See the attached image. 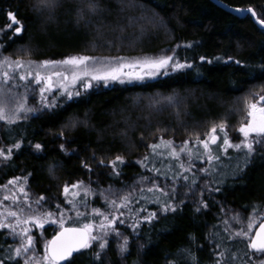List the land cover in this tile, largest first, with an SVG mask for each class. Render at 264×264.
<instances>
[{
    "label": "trees",
    "instance_id": "trees-1",
    "mask_svg": "<svg viewBox=\"0 0 264 264\" xmlns=\"http://www.w3.org/2000/svg\"><path fill=\"white\" fill-rule=\"evenodd\" d=\"M221 1L230 7L251 6L258 14L264 12V0ZM36 2L0 0V29L10 23L9 11L18 14L26 29L21 34H14V29L0 32V44L5 45L0 48V56L42 61L76 54L98 57L167 54L174 57L173 62L179 60L192 67L172 69L142 83L96 85L80 91V96L57 101L56 107L15 124L1 122L0 143L11 144L23 139L24 144L12 161L0 163V185L13 177L27 176V182L20 183L30 193V200L25 201L12 186L21 199L7 208L23 207L25 214L40 215L48 211L55 214L59 204L60 210L65 212V226L80 227L89 221L98 224L101 218L93 216L91 209L112 211L99 195L101 189L111 185L115 192L112 198L132 193V203L120 210L124 215L116 212L119 220L124 221L123 224L117 221L116 226L129 237V251L121 257L117 248L119 238L110 234L104 264H166L179 258L180 250L188 247L200 264H211L214 245L219 240L232 251L244 250L248 239L227 240V236L233 229L243 228L245 224L247 227L251 221L252 237L264 222V156L255 155L243 171L237 172V164L241 167L244 164L242 156H235L229 149V154L216 162L211 175L198 173L200 179L191 191L187 182L176 181L177 194L173 202L183 200L184 204L174 214L160 213L168 197L159 191L148 192L150 181L140 182L139 178L142 175L156 177L157 183L170 191L173 184L170 177L174 171H180L179 163L165 157L163 150H159L163 155L151 153L148 145L158 142L159 137L174 141L179 149L183 141L191 143L197 134L203 139L213 122L218 124L226 119L229 129L239 125L240 117L245 114V97H253V93L264 95V30L249 16L238 18L211 0H100L104 11L90 17V23L76 22V6L81 0H60L53 13L38 12L34 8ZM187 44L192 46L186 47ZM201 56L206 59L201 61ZM228 56L242 63L228 61ZM216 57L223 59L216 60ZM75 121L80 123L72 127ZM61 130L63 137L54 135ZM29 141L32 145L44 144V151L37 153ZM61 143H66L67 153L60 150ZM93 151L96 160L92 159ZM116 155L126 159V164L120 166L119 177L109 175L110 167L98 165L100 157L107 162ZM145 155H151V163L167 172L169 179L157 177L155 172L138 164ZM84 161L91 164L93 172L89 173L82 166ZM193 163L196 165L193 171H198L203 163L208 167L205 161L193 160ZM78 180L91 184L95 193L87 196L86 206H80V211L85 213L81 217L76 216L75 210L65 211L71 209V205L63 194L65 183L71 185ZM217 187L220 191H214ZM201 192L209 207L196 212ZM41 195L47 197V201L38 206L34 201ZM157 197L160 203L156 202ZM28 203H31L30 209ZM152 211H156L159 218L151 223L144 221L142 217ZM237 213L240 219L233 220ZM138 219L139 227L134 232L131 225ZM8 220L11 222L13 218ZM58 230L56 225L45 224L41 233L33 232L37 255L43 254L44 245ZM9 231L0 230V259H5V264H16L15 259L6 258L8 245L19 243ZM216 233L218 235H213ZM93 249L82 250L76 264H99L91 258ZM181 264H191V261L182 259Z\"/></svg>",
    "mask_w": 264,
    "mask_h": 264
},
{
    "label": "snow or ice",
    "instance_id": "snow-or-ice-1",
    "mask_svg": "<svg viewBox=\"0 0 264 264\" xmlns=\"http://www.w3.org/2000/svg\"><path fill=\"white\" fill-rule=\"evenodd\" d=\"M60 5V0H37L34 5L35 10L40 13L48 12L53 13L54 10ZM239 12L247 11L256 18L257 22L264 26V12L259 13L254 7H249L247 9H236ZM104 11L100 0H81V3L76 6L77 23L85 21L90 23V17L96 16ZM7 16L10 23L5 26V29H0V32L14 29V34H21L26 31L21 20L18 18V14L9 11ZM52 18L51 16L49 17ZM191 44H187L186 47H191ZM179 47V45H177ZM0 48H5L4 44H0ZM117 64L115 66H107L101 62L97 57L89 55H70L61 60L45 59L42 61H28L27 67L22 60H13L8 56H5L3 60H0V121L6 124H15L17 121L26 118V113H32L37 111L34 107L27 106L28 100V84H34L38 86L39 103L43 109H52L56 107L54 100H49L46 93L51 92L54 86L53 77L58 78V82L63 88L62 95H65L68 100L73 99V96H80V92H73L70 90L68 83L75 85L77 82H81L85 90L93 87L92 81L97 83L103 81L105 86L110 81H119L124 83L123 76L129 78L131 82L132 78L142 80L144 76L154 77L160 73L161 69H166L170 65L173 70H179L183 68L192 67L189 63H181L176 60L173 63L174 57L172 55H160L157 57H144L137 58L131 62H125V58L117 57ZM201 61H204L206 57L201 56ZM216 60H222L223 57H216ZM228 61H234L235 64L240 65L242 62L240 60H234V57L228 56ZM211 63L212 61H208ZM59 66H64L65 71L53 70ZM136 69L139 68L141 72L133 73L129 71L125 73L123 69ZM264 68V65H262ZM8 69H13V71H8ZM16 70H20L18 73ZM166 74V73H165ZM31 78V79H29ZM13 80L17 81H27L28 84L24 85L25 94L19 96L18 92H14L13 89L17 88L19 85L11 84ZM43 84V87H39ZM33 92L36 91L35 88L32 89ZM254 96L258 98L255 100H246V121L242 122L238 131L242 134L243 139L239 142H235L231 139L229 132L227 130L228 123L227 120H222L220 123L213 122L209 131L206 132L205 138L197 134L195 136V144L202 146L203 151L198 148L195 153L192 147H190V140H185L177 149L174 145V141L165 140L163 136L159 137V143L149 144L148 147L151 149V153L155 155H163V153L158 152L159 149H168V155L172 157L179 163L180 171H174L170 179L173 184L170 186V191H166L164 187H161L157 183L156 177H149L142 175L139 178L140 182H149L151 186L147 188L148 192L159 191L164 196L168 197V200L163 203L160 208V213H176L179 208L184 204L183 200L178 202H173L177 194L176 181L183 180L187 182V188L189 191L192 190L193 186L197 185V181L200 179L198 173H204L211 175V172L216 168V162L221 160L222 155L227 156L229 154V149H234L237 152L243 154V167L237 164V172L243 171L251 162L255 155L264 156V95L258 93H253ZM171 100V98H169ZM80 121H75L72 127H76ZM222 133V136L218 134ZM54 135L63 137L64 131L61 130L59 133H54ZM31 147L37 153L43 152L45 145L42 143L28 142ZM24 144L23 139L15 140L11 144L0 143V163L12 161L16 152L22 149ZM215 146V147H213ZM59 148L62 152L67 153L69 149L66 143H61ZM185 153L187 156V161L181 158V154ZM195 156L198 160H203L207 163L208 167H201L198 171H193L196 165L192 162V158ZM92 159L96 160V153L93 151ZM142 167L148 169L151 172H155L158 176H164L165 179H169L167 172H162L161 168L157 167L154 163H151V155H145L142 159L137 161ZM126 164V159L123 155H116L114 159H110L107 162L103 157L98 159V165L100 167H110L111 172L109 175L113 177H119L121 175L120 166ZM151 164V166H150ZM82 166L89 172H93L91 164L87 161L82 162ZM49 171H52L50 168ZM172 172V168H169ZM187 173H191L188 175ZM31 175V173H29ZM28 177L16 176L8 180L6 184L0 185V188L8 190L9 195H5L3 200H11L13 204H17L21 196L15 194L9 185H12L17 189V191L22 194L25 201L30 200V193L25 188L24 184L20 181L27 182ZM71 190V191H70ZM143 191V189H140ZM214 191H220L217 187ZM81 192L84 193L81 196ZM106 193H112V195H107ZM63 194L65 196L66 202L71 205V209H66L65 211L75 210L76 216H84L85 213L80 211V206H86L87 196L89 194L95 195L92 190L91 184H85L83 180H78L75 183L69 185L65 183L63 187ZM99 195L104 199L105 203L109 205L112 211L105 212L100 208L93 207L91 209V214L93 216L100 217V221L97 224L95 221H89L84 223L80 227H66L65 226V212L61 211V205L57 204V213L48 211L40 215L34 213L25 214V208L19 207L16 210L11 208L0 211V230L8 229L9 235L13 238H19V243L15 246L8 245L7 259L16 260V264H76V258L78 255H82V250L93 249L90 253L92 260L99 262V264H104L103 257L106 254V250L109 248L108 236L114 234L118 237L117 242L118 254L123 257L129 251V237L124 235L120 229L116 226L117 221L123 224V220H119V216L116 212L119 211L120 215H124L121 209L127 208L130 203H132V193L125 192L117 198H112L115 195L112 186L109 185L108 189H101ZM201 199L199 205L196 207V212H200L201 209H206L209 207L207 201L203 199V193L201 192ZM79 197V201H77ZM47 201V197L41 195L38 196L34 203L38 206H42L43 202ZM160 203L159 197L156 200ZM3 204V201H0ZM27 207L31 208V203H28ZM257 209L254 206L253 211ZM131 211V209H129ZM139 211H145L144 209H139ZM13 218V221H9L8 218ZM70 218V217H69ZM158 213L152 211L146 216L142 217L144 221L151 223L152 221L158 219ZM233 220H239V213L232 217ZM225 224L228 221H224ZM45 224L56 225L59 227V232H57L53 238L44 245V252L41 256H37L35 249V237L31 234V229L28 227L32 225L33 227L38 226L41 230L44 229ZM133 231L139 227V219L137 222L131 225ZM253 227L251 221L248 222L246 231L244 228L233 229L232 233L227 236V240H232L234 237H240L248 239V243L244 250L232 251L228 244L223 240H219L215 243L213 249L214 259L211 264H264V223L260 224L259 230L256 231L255 235L250 237V230ZM97 228L99 232H97ZM19 229V231H18ZM224 231L227 233L228 228L226 227ZM95 233V234H94ZM218 235V233L213 234ZM192 240L195 241L196 237L193 236ZM191 261V264H200L198 257L193 254L190 247L180 250L179 258L176 260H169L166 264H181V260ZM0 264H5V259H0Z\"/></svg>",
    "mask_w": 264,
    "mask_h": 264
},
{
    "label": "rangeland",
    "instance_id": "rangeland-1",
    "mask_svg": "<svg viewBox=\"0 0 264 264\" xmlns=\"http://www.w3.org/2000/svg\"><path fill=\"white\" fill-rule=\"evenodd\" d=\"M76 55H85V54H76ZM89 55V54H88ZM70 56V55H69ZM89 56H93V55H89ZM5 56H0V60H3V58H4ZM8 57H10L11 59H13V60H22L24 63H25V66L27 67V62L28 61H30V60H25V59H22V58H20V59H17V58H14V57H11L10 55L8 56ZM67 57V56H66ZM93 57H97V58H99L100 60H101V62L102 63H104L105 65H107V66H115L118 62H117V60L115 59V58H117V57H123V58H125V62H131V61H133V60H135V59H137V58H144V57H147V56H141V55H134V56H110V57H108V56H93ZM62 59H64V58H62ZM56 60H61V59H56ZM32 61H34V60H32ZM174 63V62H173ZM53 70H59V71H65L66 69H65V67L64 66H59L58 68H54ZM8 71H13V69H8ZM17 71V73L20 71V70H16ZM123 71L125 72V73H127V72H129V71H132L133 73H136V72H141V70L139 69V68H136V69H132V70H130V69H127V68H125V69H123ZM173 70H172V67H171V65L168 67V68H166V69H161L160 70V73L158 74V75H156V76H154V77H149V76H147V75H145L144 76V79H142V80H138V79H135V78H132L131 79V82H129V78L127 77V76H123L122 77V79H124V83H126V84H134V82L135 83H142V82H145L146 80H153V79H156L157 77H159L160 75H165V73L167 74V73H169V72H172ZM141 74H143L142 72H141ZM29 79H31V78H29ZM53 82H54V86H53V88H52V91L51 92H48V93H46V95L48 96V99L49 100H54L55 101V103L57 102V101H62V100H67V97L65 96V95H62L61 93L63 92V88L61 87V84L58 82V78L57 77H53ZM11 84H17L18 83V87L17 88H14L13 89V91L14 92H18L19 93V96L17 97V99H19V97L20 96H23L24 94H25V87H24V85H26V84H28V82L27 81H17V80H13V81H11L10 82ZM116 83H119V84H122V83H120L119 81H110L108 84H107V86H105V84H104V82L103 81H101V82H99V83H97L96 81H92V84H93V87L94 86H96V85H100V84H102L103 86H105V87H110L111 85H113V84H116ZM44 85L43 84H41L39 87H43ZM68 86H69V88H70V90H72L73 92H76V91H84L85 90V88L83 87V84L81 83V82H77L75 85H72L70 82L68 83ZM33 88H35L36 89V91L35 92H33L32 91V89ZM27 95H28V100H27V106H29V107H34L35 109H37V111H35V112H32V113H26V114H23V115H25L26 116V118L29 116H34V114H36V113H38V112H41V111H44V110H49V109H43L42 108V106H41V104L39 103V94H38V86H36V85H34V84H28V92H27ZM74 97H76V96H73V98ZM258 97L257 96H247V97H245V103H246V100H255V99H257ZM159 102H160V100H158ZM162 102H164V100H161ZM158 103V102H157ZM245 103H244V111H245V114H244V117L242 118V117H240L241 118V121H238V123H239V125L237 124V126H234V127H232V128H227V130H228V132H229V135H230V137H231V139L233 140V141H235V142H239L241 139H243V136H242V134L241 133H239V131H238V129H239V127H240V125H241V123L242 122H247L246 121V109H245ZM243 108H241V110H242ZM240 110V111H241ZM21 120H23V119H21ZM1 122H3V121H0V123ZM3 124H6L5 122H3ZM228 126H230L229 124H228ZM218 134L219 135H221L222 136V133H219V131H218ZM205 138V137H204ZM155 143H159V140H158V142H155ZM182 144V143H181ZM190 147H192V149H193V152L195 153V151L199 148L200 149V151H203V149H202V146H200V145H197V144H195V140H192V142L190 143V145H189ZM178 149V148H177ZM160 151H162L163 150V152H165L164 153V155H165V157H168V158H170L171 159V157L167 154L168 153V149H165V148H161V149H159ZM159 150H158V152H159ZM230 150H232L233 152H234V155L235 156H238V155H241V156H243V154L242 153H240V152H237L236 150H234V149H230ZM240 153V154H239ZM222 157H223V155H222ZM221 157V158H222ZM181 158L182 159H185V161H187V156H186V154L185 153H182L181 154ZM173 159V158H172ZM193 160L194 161H200L201 163H203L204 161L203 160H198V159H196L195 158V156H193V158H192V162H193ZM208 166V165H207ZM202 167H205V163H203V166ZM204 174V173H203ZM9 188L10 189H12V191L13 192H15L16 191V189H13L12 188V185H10L9 186ZM10 193L8 192V190H6V189H0V201H3V204H0V211H3V210H5V209H8L7 208V206H13V202L11 201V200H3V198H4V196L5 195H9ZM13 221V220H12ZM28 227H30V229H31V234H34V233H41L40 231H41V229L38 227V226H35V227H33L32 225H29ZM245 230H246V224L244 225V227H243ZM18 231H19V229H18ZM256 231V230H255ZM34 232V233H33ZM39 238H41V237H39ZM16 239H19V238H16ZM36 245V244H35ZM36 247V246H35ZM37 256H41V255H37Z\"/></svg>",
    "mask_w": 264,
    "mask_h": 264
},
{
    "label": "water",
    "instance_id": "water-1",
    "mask_svg": "<svg viewBox=\"0 0 264 264\" xmlns=\"http://www.w3.org/2000/svg\"><path fill=\"white\" fill-rule=\"evenodd\" d=\"M211 1H212L217 7L222 8L223 10L229 12L230 14H234V15H236L238 18H243V17L249 16L250 20H251L254 24H256L259 28H261V29L264 30V26H261V25L257 22L256 18H254V17L251 15V13H249V12H247V11L239 12V11L236 10V9H242V8H237V7H233V6L230 7L229 5L225 4V3L222 2L221 0H211ZM243 9H247V8H243ZM263 223H264V222H263ZM66 227H69V226H66ZM72 227H79V226H72ZM59 230H60V229H59ZM59 230H58L57 232H59ZM258 230H259V227L256 229V231H258ZM256 231L254 232V235H255ZM57 232H56V233H57ZM56 233H55V234H56ZM55 234H54V235H55ZM54 235H53V236H54ZM53 236L50 238V240L53 238Z\"/></svg>",
    "mask_w": 264,
    "mask_h": 264
}]
</instances>
